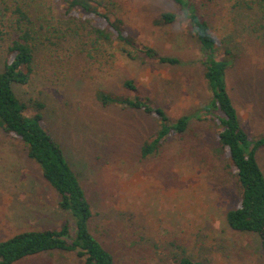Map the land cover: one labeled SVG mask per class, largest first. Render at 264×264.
Returning <instances> with one entry per match:
<instances>
[{"label":"rangeland","instance_id":"rangeland-1","mask_svg":"<svg viewBox=\"0 0 264 264\" xmlns=\"http://www.w3.org/2000/svg\"><path fill=\"white\" fill-rule=\"evenodd\" d=\"M137 41L162 56V65L130 59L120 48L92 44L75 21L50 37L38 34L29 81L14 93L60 144L91 206V233L114 264H176L188 256L203 264H264L257 237L232 231L226 212L240 204V189L227 151L218 143V112L206 114L209 100L200 53L180 23L157 21L176 12L170 0H106ZM57 11L56 0H36ZM200 12L217 40L218 57L228 61L225 81L240 124L254 140L264 137V0H200ZM2 12H0L1 14ZM50 13V12H49ZM49 29V30H51ZM10 36H0V70ZM231 51L223 55V49ZM133 80L148 103L171 121L188 116L182 135L170 136L155 155L140 148L158 120L140 110L102 107L98 91L133 95ZM214 119H212V118ZM264 173V147L256 153ZM70 221L58 195L27 157L25 148L0 128V240L28 229L58 228ZM14 264H83L72 252L52 250Z\"/></svg>","mask_w":264,"mask_h":264},{"label":"trees","instance_id":"trees-1","mask_svg":"<svg viewBox=\"0 0 264 264\" xmlns=\"http://www.w3.org/2000/svg\"><path fill=\"white\" fill-rule=\"evenodd\" d=\"M170 1L177 11L162 13L157 22L186 25L187 32L197 44L209 93V100L201 110L206 114L218 112L220 115L216 123L221 128L218 143L229 154L240 189V204L226 212L225 220L232 231L255 235L264 255V173L256 158L258 149L264 147V137L254 140L240 124L225 81L229 63L218 57L217 40L200 12V0ZM56 3L57 11L49 10V13V7H43L36 0H0V36H13L0 70V128L5 135L22 143L27 157L39 166L43 178L57 193L58 207L67 213L71 222L67 220L58 228L28 229L0 240V264H14L52 250L72 252L83 264H114L112 254L90 231V203L60 144L44 127L43 104L34 101L31 104L34 114L27 115V104L16 97L14 86L29 81L39 31L48 40L57 32V29L44 27L47 22L61 27L64 23L77 21L88 32L92 44H115L130 59L142 58L162 65H176L178 59L162 56L140 44L129 34L125 22L113 11L109 1L56 0ZM228 52L231 54L225 48L222 54ZM123 88L134 94L98 91L96 98L102 107L117 105L157 118L155 133L140 148L142 158L155 155L168 137L186 132L189 124L186 114L171 121L163 109L142 97L133 80H125ZM176 264L203 263L181 256L176 259Z\"/></svg>","mask_w":264,"mask_h":264}]
</instances>
